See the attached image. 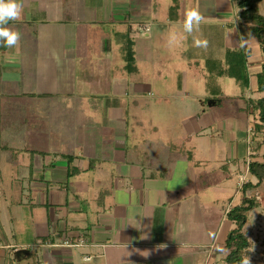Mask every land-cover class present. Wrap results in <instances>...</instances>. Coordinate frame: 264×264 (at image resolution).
Here are the masks:
<instances>
[{
	"label": "crops",
	"instance_id": "obj_1",
	"mask_svg": "<svg viewBox=\"0 0 264 264\" xmlns=\"http://www.w3.org/2000/svg\"><path fill=\"white\" fill-rule=\"evenodd\" d=\"M118 1L124 4L20 0L21 18L6 25L19 33V41L11 48L0 41V264L224 261V241L233 227L227 212L241 203L244 185L256 183L248 164L264 153L249 104L264 95L256 84L264 53L255 37H238L234 0H170L163 15L171 23H183L188 10H199L205 20L196 38L207 46H195L189 34L180 51L190 64L204 62L196 67L200 94H159L142 101L159 121L174 120L176 109L184 124L160 156L150 142L145 146L138 130H127L129 103L139 104L138 96L128 97L138 89L116 77L121 69H139L135 43L136 70L126 68L123 34L133 39L129 24L135 19L128 0ZM263 5L264 0L259 3L264 15ZM150 7L134 12L148 31L149 21L162 16L156 4ZM114 22L115 30L107 29ZM242 44L251 50L248 87L231 77L210 79L208 64H223L226 50ZM142 81L137 76L131 82ZM212 85L216 95L208 96ZM218 94L241 99L234 120L215 111L222 100ZM177 99L184 105L174 107ZM131 118L141 123L138 116ZM154 124L149 130L157 132ZM240 174L248 180L241 187ZM65 239L83 244L67 246ZM19 249L27 252L17 256Z\"/></svg>",
	"mask_w": 264,
	"mask_h": 264
},
{
	"label": "rangeland",
	"instance_id": "obj_2",
	"mask_svg": "<svg viewBox=\"0 0 264 264\" xmlns=\"http://www.w3.org/2000/svg\"><path fill=\"white\" fill-rule=\"evenodd\" d=\"M97 1L100 2L101 0ZM106 1L117 2L118 5L124 4L119 2L118 0ZM216 1L221 3L223 0ZM128 3L130 5V10L133 11L130 12V19H135V21L133 23L131 22L129 25L131 27V34L133 35L135 43L136 64L139 71L128 73L124 69H121V72L118 73L119 76L116 77V79H119L121 75L123 82L127 79L128 82L134 85V88L136 87V89H138V95H136L137 92L134 91L133 94L135 95H130L128 99L138 96L139 104L135 106V104L129 103L128 114L130 115V117L127 124V130H138L140 134H143V138L145 139V146L147 147L148 142H150L156 148L157 153L162 156L165 153L167 140L169 138H179L180 132L183 131L182 129L184 127V124L176 114L178 113L176 109L172 112V114L176 115V118L174 120H167V122L164 120H162L163 122L159 121L157 119V114L154 113L152 109L143 107L142 101L144 100V98H146L147 100L154 99L159 94L175 96L176 98L183 96L185 92H188L192 96L200 94L204 89L202 88V85H200V83H197V80L202 77V75L197 70L198 68L196 69V67L197 65L203 67L204 62H201L199 64L198 62H193V64H190L188 62V58H183L181 56L180 51L186 48L188 44L187 37H189V34L184 33L183 23H180V21L177 23H171L166 20V17L163 15L164 13L168 12V5L170 3V0H128ZM151 3L157 5V11L161 12L162 16L153 19V21H149L148 31L145 30L147 25L143 26V19L139 17L140 14L136 13L138 17H135L134 12L137 9H144L148 11L149 8L151 9ZM225 3L229 4V1L227 0V2ZM113 9L118 11L121 10L118 6H114ZM203 20H205L204 17ZM117 25L118 23L115 22L112 26L108 24L107 29L111 28L112 31L114 27L115 30ZM197 30L190 34V36H195L196 38ZM173 32L177 34L178 42L173 46H169V36ZM250 44L253 48L252 55H255L257 53V49L254 47V42ZM189 64L191 66H189ZM137 76L141 77L143 81L139 83L137 82V84L131 82L133 78ZM224 84L223 92L224 94H229L231 90H229L230 88L226 86L227 88H229L227 89ZM236 89L237 91H240L241 88L236 86ZM207 93L208 96L216 95L214 94L216 93V87L214 85L210 86L209 89H207ZM218 97L222 99L221 105H217L215 107V111L220 114L226 113V117H231V120H234V116L232 114L235 112L234 106L240 103L241 99L236 97V99L233 100H226L225 97H222L220 95ZM20 100L26 101V98L24 97L22 99H18L19 102ZM20 104L21 103H13L12 105L13 107H19ZM205 104L206 108H208L209 101L207 100ZM3 105L4 104L2 103L1 106L3 107ZM172 105L174 107H181L184 104L181 103L179 99H177L176 102ZM16 110L20 109L17 108ZM202 112L203 110H201V113ZM131 115L138 116L141 123L136 124L135 120L131 118ZM21 119V116L16 118V123L19 124V126H21ZM32 121H35V119H33ZM28 122L30 123V121ZM155 122L157 123L154 124ZM172 122H176V124L174 123V126H171ZM29 123H27L25 127H27ZM153 124L157 126V132L149 130L151 129V126ZM138 138H141V135H139ZM250 192L258 200L259 206L250 212L247 224L245 226V233L251 239V248L254 256L260 257L264 256V183L260 184L254 189L252 188ZM221 264H225V262L223 261V263Z\"/></svg>",
	"mask_w": 264,
	"mask_h": 264
},
{
	"label": "trees",
	"instance_id": "obj_3",
	"mask_svg": "<svg viewBox=\"0 0 264 264\" xmlns=\"http://www.w3.org/2000/svg\"><path fill=\"white\" fill-rule=\"evenodd\" d=\"M239 7L236 33L241 40L255 37L264 53V15L259 11V3L262 0H234ZM250 48L242 44L235 49H227L223 64L218 63L215 67L208 64L211 76H226L235 80L241 88L248 87L249 75L247 70V58ZM134 41L129 34H123V56L126 68L129 72L136 70ZM257 91L264 93V61L261 69L256 74ZM249 104L258 119L254 124L256 132L261 133V143L264 145V95L250 99ZM250 174L256 178V183H247L242 191L241 203L232 207L227 212V218L233 223L224 241L226 255L225 264H241L242 259L248 256L251 264H264V256L256 257L252 251V242L245 233V226L251 210L259 206L258 200L253 194H248L246 189H254L264 183V153L260 157H253L248 164ZM264 255V254H263Z\"/></svg>",
	"mask_w": 264,
	"mask_h": 264
},
{
	"label": "clouds",
	"instance_id": "obj_4",
	"mask_svg": "<svg viewBox=\"0 0 264 264\" xmlns=\"http://www.w3.org/2000/svg\"><path fill=\"white\" fill-rule=\"evenodd\" d=\"M23 5L20 0H0V41L11 48L18 44L19 33L7 27L8 21H16L21 18ZM203 17L198 9L188 10L183 19V31L187 34H192L199 28ZM178 42L176 33H171L169 36V46H173ZM194 45L197 47H206L207 41L200 38H194ZM241 264H251L248 256L242 259Z\"/></svg>",
	"mask_w": 264,
	"mask_h": 264
},
{
	"label": "built area",
	"instance_id": "obj_5",
	"mask_svg": "<svg viewBox=\"0 0 264 264\" xmlns=\"http://www.w3.org/2000/svg\"><path fill=\"white\" fill-rule=\"evenodd\" d=\"M145 30H148V26H146ZM252 133V130L249 129ZM247 177L245 174H240L239 175V181H238V185L241 187L243 184H245L247 182ZM63 244L64 245H67V246H78V245H81L83 244V240H77V241H74L72 239H65L63 241ZM89 257L88 256H85V259H88Z\"/></svg>",
	"mask_w": 264,
	"mask_h": 264
},
{
	"label": "water",
	"instance_id": "obj_6",
	"mask_svg": "<svg viewBox=\"0 0 264 264\" xmlns=\"http://www.w3.org/2000/svg\"><path fill=\"white\" fill-rule=\"evenodd\" d=\"M25 252H27V250H25V249H19V250H17L16 254H17V256H18V255H20L21 253H25Z\"/></svg>",
	"mask_w": 264,
	"mask_h": 264
}]
</instances>
